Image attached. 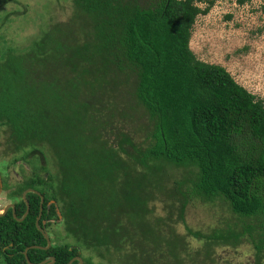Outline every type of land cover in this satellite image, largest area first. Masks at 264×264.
<instances>
[{
  "label": "trees",
  "instance_id": "obj_1",
  "mask_svg": "<svg viewBox=\"0 0 264 264\" xmlns=\"http://www.w3.org/2000/svg\"><path fill=\"white\" fill-rule=\"evenodd\" d=\"M72 2L69 21L0 45L6 151L41 161L44 173L19 183L15 216H0V264H28L25 251L31 264H215L214 247L246 236L261 264L264 102L190 49L214 1ZM118 90L128 106L117 111ZM172 169L190 170L177 179ZM216 199L234 223L190 229L187 205ZM177 225L204 246L190 248ZM41 230L47 250L32 248L46 247Z\"/></svg>",
  "mask_w": 264,
  "mask_h": 264
},
{
  "label": "rangeland",
  "instance_id": "obj_2",
  "mask_svg": "<svg viewBox=\"0 0 264 264\" xmlns=\"http://www.w3.org/2000/svg\"><path fill=\"white\" fill-rule=\"evenodd\" d=\"M213 1L208 14L196 19L190 49L197 59L225 68L237 84L264 102V0H243L242 3L239 0ZM73 13L72 0H10L0 7V23L4 16L13 15L0 31V45L3 41L11 45L24 44L39 28L51 22H67ZM118 91L113 94L117 111L128 106L120 96L121 90ZM137 112H143V109L140 107ZM7 138V129L3 127L0 129V213L20 200L14 195L19 183L27 181L33 172L44 175L38 168L41 161L38 163L35 158H30L32 164H28L24 153L12 155L6 151ZM135 138L139 142L142 135L137 133ZM189 170L172 169L170 174L179 179ZM154 206L156 215H164L162 204ZM185 222L193 231L209 235L211 230L225 227L226 222L233 224L234 219L218 199L212 202L192 200L186 207ZM237 229L240 230L239 226ZM49 231L57 235L56 227H50ZM176 231L185 236L190 248L204 246L203 241L187 236L183 225H177ZM241 242L236 248L214 247V263L256 264L255 250L248 237L242 238ZM261 264H264V258Z\"/></svg>",
  "mask_w": 264,
  "mask_h": 264
},
{
  "label": "water",
  "instance_id": "obj_3",
  "mask_svg": "<svg viewBox=\"0 0 264 264\" xmlns=\"http://www.w3.org/2000/svg\"><path fill=\"white\" fill-rule=\"evenodd\" d=\"M31 191H32V190H27V191H25V192L23 193V195H22V198L25 200V196H26V194L29 193V192H31ZM42 203H43V200L41 199V203H40V204H41V206H40V212H39L38 218H37V220H36V226H37V227H38L39 221H40V219H41V215H42ZM26 204H27V203H26ZM9 208L12 209L13 216H15V214H14V213H15L14 205H9V206H7V207L3 210V212L0 213V216L5 215L6 212L9 210ZM28 211H29V206L27 205L26 212H25V214H24V216H23V218H22L21 220H23V219L27 216ZM21 220H20V221H21ZM41 232H42V234H43V237H44L45 240H46V243H47V244H46V247H45V248H42V247L34 246V247H32V248H37V249L47 250V249H49V248L51 247V241H50V239H49V237H48V235H47L46 233H44L42 230H41ZM23 254H24V256H25V259H26L27 263H28V264H31V263L29 262L28 258H27V251H25ZM50 260H51L52 262L54 261L53 258H51ZM74 261H78L79 264H82L81 259L78 258V257L72 259L68 264H72ZM41 264H47V261H44V262L41 263Z\"/></svg>",
  "mask_w": 264,
  "mask_h": 264
},
{
  "label": "flooded vegetation",
  "instance_id": "obj_4",
  "mask_svg": "<svg viewBox=\"0 0 264 264\" xmlns=\"http://www.w3.org/2000/svg\"><path fill=\"white\" fill-rule=\"evenodd\" d=\"M9 210H11V208H9ZM9 210H8V211H9ZM8 211H7V212H8ZM2 212H3V211H2ZM2 212H1V213H2ZM7 212H6V213H7ZM76 258H77V257H76ZM50 259H51V258L45 260V261H47V264H53V263H54V261L52 262ZM73 259H74V258H73ZM74 262H75V261H74ZM74 262H73V263H74ZM73 263H72V264H73Z\"/></svg>",
  "mask_w": 264,
  "mask_h": 264
}]
</instances>
